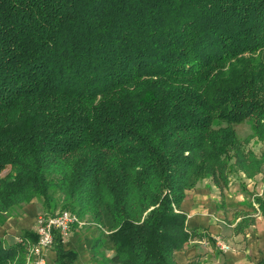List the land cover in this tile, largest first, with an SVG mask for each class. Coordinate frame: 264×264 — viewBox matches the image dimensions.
<instances>
[{
	"label": "trees",
	"instance_id": "obj_1",
	"mask_svg": "<svg viewBox=\"0 0 264 264\" xmlns=\"http://www.w3.org/2000/svg\"><path fill=\"white\" fill-rule=\"evenodd\" d=\"M247 119L264 142V0H0V219L40 198L106 233L109 263L202 264L177 259L206 236L181 204L264 173ZM25 252L0 239V264Z\"/></svg>",
	"mask_w": 264,
	"mask_h": 264
},
{
	"label": "crops",
	"instance_id": "obj_2",
	"mask_svg": "<svg viewBox=\"0 0 264 264\" xmlns=\"http://www.w3.org/2000/svg\"><path fill=\"white\" fill-rule=\"evenodd\" d=\"M239 172L254 184L257 183L256 178L258 175H264V173H259L250 178L242 171ZM204 181L205 180L199 182L197 186L188 190L181 204V209L185 211L188 216V229L190 231L197 230L199 233L203 232L206 236H215L222 232L228 233L229 231L227 230L233 232L237 237L242 235V238H247V246L244 248L246 251H240L232 255V259L224 261L223 264H239L238 262H242V264H256L264 254V247H261V244L254 246L253 243L255 242L254 238L258 239V237L264 236V228L261 231L256 227L259 218H264V215L255 203L254 196H264V188L261 192L254 193L252 197L253 206L258 212H247L242 216H236L230 228L227 229L221 225H216L215 213L217 212L216 202L218 201L216 194L219 193L216 189L218 186H216L213 181L212 184L211 181ZM229 184H232V182H229ZM224 190H226V188ZM252 190L254 189L251 188L250 190V188H248L247 192L251 191L250 193H253ZM220 192H224L223 189ZM228 195L231 196L230 193ZM44 208L42 200L34 198L32 201L23 203L15 207L12 211L3 214V218L0 219V239L6 243L20 241L24 245L26 251L23 256L25 264H36L38 259V256L33 252V248L38 239L33 238L31 235H26V232L34 231L35 220L37 216L42 213ZM218 212L220 211L218 210ZM198 237L200 236L193 237L185 244L183 249L176 252L177 259L180 257L179 260L183 261L186 259V257H184L186 254L193 255L191 259L196 257L198 249L200 248V246L196 244L205 242ZM63 242L67 249L74 250L77 253V257L73 264H105L106 262L103 263L102 261L112 257V255L106 254V250L111 249L110 252L112 254L114 253V246L110 238H108L106 233L102 232L96 224L90 223L89 221L84 225L75 224L73 230ZM233 251L231 246V249L226 252ZM44 257L46 259V264H54L56 258L55 246L46 250ZM191 259H186L184 263H187Z\"/></svg>",
	"mask_w": 264,
	"mask_h": 264
},
{
	"label": "rangeland",
	"instance_id": "obj_3",
	"mask_svg": "<svg viewBox=\"0 0 264 264\" xmlns=\"http://www.w3.org/2000/svg\"><path fill=\"white\" fill-rule=\"evenodd\" d=\"M226 125L224 122L217 121L215 124V127ZM234 127L238 133V136L245 141L246 139H250L248 143H245L247 148L253 149L257 154H261L264 150V142H260L256 137L251 138L253 129H252V120L247 119L241 123L234 124ZM8 172V169L4 170L1 175H5ZM229 177H230V183L226 187V190L223 189L224 192H220L222 189L218 188L216 190L219 191L218 194H216V198L218 199L217 203V212L216 215V225H221L227 229L230 228L231 224L234 221V218L236 216H242L247 212L250 213H256L258 212L255 207L253 206V196L254 193L261 192L264 188V175H258L256 178V184L253 182L247 180L242 174L235 168L234 166L231 167L229 171ZM204 182L211 181V178L203 179ZM203 180H201L203 182ZM248 181V183H247ZM247 186L248 188L254 189L252 190L253 193H250L251 191L247 192ZM231 194L229 196L228 194ZM255 198V196H254ZM40 199V198H39ZM63 209L62 204L58 205L56 210ZM218 210L220 212H218ZM42 212L51 213L48 209H45ZM257 228H259L261 231L264 228V218H259L258 223L256 225ZM228 233L222 232L215 236H210L211 239H208V236H205L204 238L198 237L199 239H202V241H205L203 243H197L196 245H199L200 248L198 249L197 255L195 258H199L202 264H223L226 260H231L232 255H235L239 253L240 251L244 252L246 251L245 246H247V238H242V235H239L238 237L233 234L230 230ZM253 237V234H252ZM218 240L227 241L231 244L233 248V252H226L223 250L220 245L218 244ZM253 241V239H252ZM253 245L261 244V247H264V236L258 237V239L254 238ZM256 243V244H255ZM111 249L106 250V254L113 255L110 252ZM187 260L191 259L193 255H185ZM247 257V256H246ZM180 257H178V260ZM183 261L179 260L181 263H184ZM247 260V259H246ZM105 264H112L109 263L108 260L102 261ZM239 264H242V262H238Z\"/></svg>",
	"mask_w": 264,
	"mask_h": 264
},
{
	"label": "built area",
	"instance_id": "obj_4",
	"mask_svg": "<svg viewBox=\"0 0 264 264\" xmlns=\"http://www.w3.org/2000/svg\"><path fill=\"white\" fill-rule=\"evenodd\" d=\"M86 223H88L87 220L81 219L69 209H58L54 213H40L34 224V232L38 236V241L33 248V252L38 256L36 264H46L44 253L54 247L57 236L60 235L64 241L75 224L84 225ZM218 244L225 251L231 249L226 241L218 240Z\"/></svg>",
	"mask_w": 264,
	"mask_h": 264
}]
</instances>
